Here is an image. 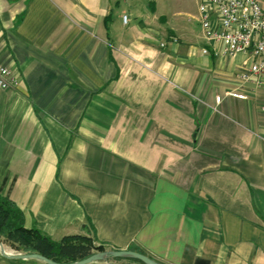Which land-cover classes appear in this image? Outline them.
<instances>
[{"label": "crops", "instance_id": "1", "mask_svg": "<svg viewBox=\"0 0 264 264\" xmlns=\"http://www.w3.org/2000/svg\"><path fill=\"white\" fill-rule=\"evenodd\" d=\"M132 6L0 0V197L54 240L264 264V88L226 94L254 57L214 54L197 15Z\"/></svg>", "mask_w": 264, "mask_h": 264}, {"label": "built area", "instance_id": "2", "mask_svg": "<svg viewBox=\"0 0 264 264\" xmlns=\"http://www.w3.org/2000/svg\"><path fill=\"white\" fill-rule=\"evenodd\" d=\"M122 18L124 23L128 21L126 14ZM197 20L201 35L214 54L228 56L243 52L254 57L250 66L238 72V85L226 94L247 98L244 84L255 76L256 85L264 88L260 79L264 73V0H199ZM171 40L177 42L178 38ZM209 48L204 47L202 53H208ZM13 83L9 68L0 64V89H7ZM216 100L219 101L220 96H216Z\"/></svg>", "mask_w": 264, "mask_h": 264}, {"label": "trees", "instance_id": "3", "mask_svg": "<svg viewBox=\"0 0 264 264\" xmlns=\"http://www.w3.org/2000/svg\"><path fill=\"white\" fill-rule=\"evenodd\" d=\"M18 240L26 252L40 253L56 262H70L104 250L84 235H67L54 240L37 228H26L22 211L8 198L0 197V241ZM14 240V241H15Z\"/></svg>", "mask_w": 264, "mask_h": 264}, {"label": "rangeland", "instance_id": "4", "mask_svg": "<svg viewBox=\"0 0 264 264\" xmlns=\"http://www.w3.org/2000/svg\"><path fill=\"white\" fill-rule=\"evenodd\" d=\"M122 3H126V6L129 7H133L132 5H134L135 3H140V2H145L148 3L149 1H153L156 2L157 4H159V9H161L162 11H169V13H167L166 15L171 17V14L173 13L174 10L176 11H182V13L184 14V12H189L190 14H194L197 15V1L198 0H137V2H135V0H121ZM127 8V9H128ZM178 9V10H177ZM172 18V17H171ZM185 20H187L188 25H190L194 30H198L200 28L199 23L191 18V19H187V17L184 18ZM179 20V19H178ZM15 239H3V245L6 247L7 251H9L10 253H24L26 251H24L22 249V245L20 244V242L18 240ZM94 262L97 261H93V263L90 264H96ZM0 264H48L42 260H38L35 258H29V259H8L3 257L0 254Z\"/></svg>", "mask_w": 264, "mask_h": 264}, {"label": "water", "instance_id": "5", "mask_svg": "<svg viewBox=\"0 0 264 264\" xmlns=\"http://www.w3.org/2000/svg\"><path fill=\"white\" fill-rule=\"evenodd\" d=\"M0 254L8 259H29V258H35L38 260H42L48 264H89L93 261L97 260H107L111 257H120V258H135L140 261H142L144 264H161L157 262L156 260L150 258L149 256L142 254L140 252L134 251V250H102V251H96L89 256L75 260L70 262H56L40 253L37 252H24V253H7L3 243L0 241ZM195 264H208L207 260L198 258L195 262Z\"/></svg>", "mask_w": 264, "mask_h": 264}]
</instances>
